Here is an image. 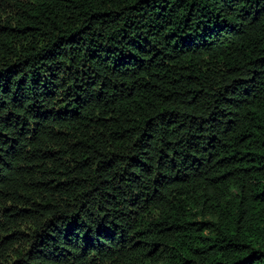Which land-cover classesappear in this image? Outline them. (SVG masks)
Segmentation results:
<instances>
[{"label":"trees","instance_id":"trees-1","mask_svg":"<svg viewBox=\"0 0 264 264\" xmlns=\"http://www.w3.org/2000/svg\"><path fill=\"white\" fill-rule=\"evenodd\" d=\"M0 264H264V0H0Z\"/></svg>","mask_w":264,"mask_h":264}]
</instances>
